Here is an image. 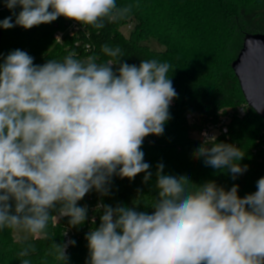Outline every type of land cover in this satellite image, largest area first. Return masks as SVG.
I'll use <instances>...</instances> for the list:
<instances>
[{
	"label": "clouds",
	"instance_id": "1",
	"mask_svg": "<svg viewBox=\"0 0 264 264\" xmlns=\"http://www.w3.org/2000/svg\"><path fill=\"white\" fill-rule=\"evenodd\" d=\"M4 4L22 9L18 15L13 11L14 23L12 16L0 21L4 29H31L61 16L102 29L105 21L126 18L133 7H118L116 0ZM101 50L110 59H77L72 51L62 61L34 65L32 56L16 49L0 65V230L25 233L19 242L29 235L50 239L49 222L63 217L72 227L82 225L87 207L77 202L93 189L108 195L113 175L131 180L145 173V183L152 176L141 146L145 137L162 135L171 118L178 94L170 65L154 59L130 65L120 62L119 46L104 44ZM203 137L194 156L205 165L227 169L233 179L248 170L239 163L241 148L217 143L207 133ZM156 167L152 214L97 206L103 214L99 227L85 236L86 264H264V178L255 193L241 198L238 185L227 191L215 181L196 185L186 175L163 174V163ZM75 243H53L55 258L67 264L66 249ZM35 251L34 244H25L17 254L21 264H31L26 257Z\"/></svg>",
	"mask_w": 264,
	"mask_h": 264
},
{
	"label": "trees",
	"instance_id": "2",
	"mask_svg": "<svg viewBox=\"0 0 264 264\" xmlns=\"http://www.w3.org/2000/svg\"><path fill=\"white\" fill-rule=\"evenodd\" d=\"M116 3L118 7L133 5L126 18L115 23L105 21L102 29L85 25V30H80L78 38L81 41L77 45L70 37H65L63 43L54 39L55 30L62 29L67 19L63 16L31 29L18 25L10 29L0 27L3 34L0 65L16 49L28 54L47 52L46 58H34V65H43L44 61L51 59L62 61L72 51L77 53V59L95 55L99 57L98 62H104L110 59L101 50L104 44L121 48V63L139 66L142 60L153 59L168 63V76L176 88L178 101L169 108L171 118L165 123L163 134L147 136L153 139V144L143 143L141 146L144 161L150 164L151 178L145 183V173L131 180L113 175L108 195H101L95 189L87 194L93 195L105 205L116 207L125 204L138 212L152 214L155 209L151 203L158 198L156 166L163 163V174L177 177L186 175L196 185L215 181L226 191L238 185V196L243 198L251 184H257L260 178H264L262 116L250 107L245 117L234 119L229 124L227 136L216 139L217 143L234 144L245 153L239 163L248 165V170L233 179L227 169H213L205 165L203 159L194 156L202 141L190 136L195 128L189 125L186 115L198 112L211 118L220 109L247 102L232 64L247 35L264 34V26H258L254 21L264 19V13L260 14L264 12V0H116ZM2 5H5L4 0H0ZM21 10L19 6L14 10L6 8L0 12V21L12 16L14 23L13 11L18 15ZM130 21H134L135 26L130 36L126 37L120 28ZM151 38L156 39L165 50H151L141 43V40ZM87 43L91 45L89 53L86 51ZM118 67L119 64L113 65V70L116 71ZM205 146L211 147V144ZM188 187L195 189L191 183ZM10 203L14 212V201ZM51 214L57 215L55 210ZM68 221V217L60 218L56 224L50 221L47 228L50 239L34 240L31 237L26 242H19L14 238V230H0V264H21L22 258L17 254L27 243L36 247L35 253L26 257L31 260V264H64L55 258L52 245L63 244V231L67 227L72 228ZM99 225L94 227L98 228ZM73 228L77 233L74 237L76 243L67 255V264H86L89 248L85 236L89 232L83 230L81 225Z\"/></svg>",
	"mask_w": 264,
	"mask_h": 264
},
{
	"label": "built area",
	"instance_id": "3",
	"mask_svg": "<svg viewBox=\"0 0 264 264\" xmlns=\"http://www.w3.org/2000/svg\"><path fill=\"white\" fill-rule=\"evenodd\" d=\"M6 6H0V12L6 10ZM135 22L130 21L126 25L123 26L125 30L129 33L134 30ZM85 25L70 19H65L63 23V28H58L55 30L54 39L58 43H63L65 41V37H70L75 40L76 45L81 41L78 37L80 34V30H85ZM124 30V31H125ZM121 32L125 35V33ZM126 36V35H125ZM59 37V38H57ZM86 51L89 53L91 50V45L89 43L86 44ZM175 88V86L173 85ZM176 90V88H175ZM177 92V91H176ZM177 97L173 99L170 104V107H173L177 104ZM250 106L248 103H241L236 107H226L217 111V114L212 116L211 118H206L202 116L200 113L189 112L186 115V120L191 127H194V132L198 135V141L204 140L203 134L207 133L209 137L215 136L216 139L222 136H227L229 133V124L234 119H241L245 117L249 113ZM143 143L153 144V139L144 138ZM261 143L264 147V128L261 132ZM78 206L87 207V218L85 222L81 225L82 229L86 232H89L96 224H100V217L103 214V208H98V205H105L101 200H98L93 195L86 194L83 199L77 202ZM94 221V223H93ZM66 235H63V243H66L69 240H74L76 230L72 227H67L65 230ZM63 231V233H64ZM72 251V245H69L66 249V255H69Z\"/></svg>",
	"mask_w": 264,
	"mask_h": 264
},
{
	"label": "water",
	"instance_id": "4",
	"mask_svg": "<svg viewBox=\"0 0 264 264\" xmlns=\"http://www.w3.org/2000/svg\"><path fill=\"white\" fill-rule=\"evenodd\" d=\"M245 38L232 68L248 105L264 119V34L252 33ZM2 39L0 29V47Z\"/></svg>",
	"mask_w": 264,
	"mask_h": 264
},
{
	"label": "rangeland",
	"instance_id": "5",
	"mask_svg": "<svg viewBox=\"0 0 264 264\" xmlns=\"http://www.w3.org/2000/svg\"><path fill=\"white\" fill-rule=\"evenodd\" d=\"M250 1H252V0H250ZM264 12H261L260 14L262 15ZM255 21V24L257 23L258 24V26H264V19H262V18H258V19H256V20H254ZM120 29H122V31L125 33V35H126V37H129V33L125 30V28H123V26H122V28H120ZM125 30V31H124ZM141 43L143 44V45H146V46H148L149 47V49H151V50H155V51H158V52H161V51H164L165 50V47L163 46V45H161L156 39H154V38H151V39H149V40H141ZM53 45V44H52ZM51 45V46H52ZM29 55L30 56H32L33 58H38L39 59V57L41 58V59H43V58H46V56H47V52H32V53H29ZM45 63H46V61H44ZM190 136L192 137V139H194V140H198V135L194 132V131H191V134H190ZM242 175V174H241ZM241 175H238V176H241ZM257 191V184L256 183H253V184H251L248 188H247V190H246V194H245V196L246 195H248V194H252V193H255ZM121 205H123V206H127V205H125V204H121ZM128 207V206H127ZM25 235V233H23V232H19V233H17L16 231L14 232V238L17 240V237H20L21 239L23 238V236ZM29 238H31V236L29 235V237H28V240H29Z\"/></svg>",
	"mask_w": 264,
	"mask_h": 264
}]
</instances>
